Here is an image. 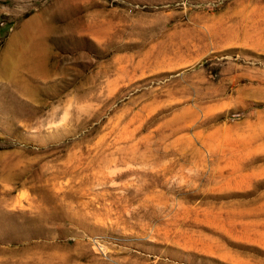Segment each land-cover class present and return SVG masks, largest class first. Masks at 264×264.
Instances as JSON below:
<instances>
[{
	"label": "rangeland",
	"instance_id": "rangeland-1",
	"mask_svg": "<svg viewBox=\"0 0 264 264\" xmlns=\"http://www.w3.org/2000/svg\"><path fill=\"white\" fill-rule=\"evenodd\" d=\"M0 264H264V0H0Z\"/></svg>",
	"mask_w": 264,
	"mask_h": 264
},
{
	"label": "bare ground",
	"instance_id": "bare-ground-1",
	"mask_svg": "<svg viewBox=\"0 0 264 264\" xmlns=\"http://www.w3.org/2000/svg\"><path fill=\"white\" fill-rule=\"evenodd\" d=\"M27 36H28V34H27ZM13 43H14V45H16V41L15 40H13Z\"/></svg>",
	"mask_w": 264,
	"mask_h": 264
}]
</instances>
